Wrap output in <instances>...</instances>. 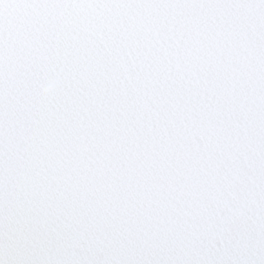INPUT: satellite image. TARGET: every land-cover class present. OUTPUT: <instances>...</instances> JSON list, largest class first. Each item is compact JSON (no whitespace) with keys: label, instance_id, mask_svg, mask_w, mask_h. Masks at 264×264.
Wrapping results in <instances>:
<instances>
[{"label":"snow or ice","instance_id":"6c2138e0","mask_svg":"<svg viewBox=\"0 0 264 264\" xmlns=\"http://www.w3.org/2000/svg\"><path fill=\"white\" fill-rule=\"evenodd\" d=\"M0 264H264V0H0Z\"/></svg>","mask_w":264,"mask_h":264}]
</instances>
